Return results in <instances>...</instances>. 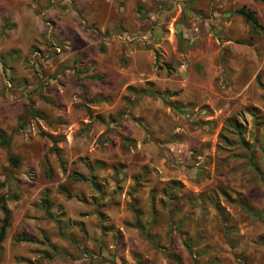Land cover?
I'll return each mask as SVG.
<instances>
[{
	"label": "rangeland",
	"instance_id": "374dc122",
	"mask_svg": "<svg viewBox=\"0 0 264 264\" xmlns=\"http://www.w3.org/2000/svg\"><path fill=\"white\" fill-rule=\"evenodd\" d=\"M249 2L45 0L80 34L46 22L0 60V264H264V33L232 13Z\"/></svg>",
	"mask_w": 264,
	"mask_h": 264
},
{
	"label": "crops",
	"instance_id": "0c3cea01",
	"mask_svg": "<svg viewBox=\"0 0 264 264\" xmlns=\"http://www.w3.org/2000/svg\"><path fill=\"white\" fill-rule=\"evenodd\" d=\"M250 2L255 5L253 0ZM250 2L249 8L256 13ZM44 3L45 0H0V55L4 54L0 60L3 58L10 60V56L14 57L19 50H24L33 44L45 34L46 22L49 24L54 41L63 40L69 46L72 44L73 36H79L80 22L72 10L64 9L61 13L50 9L44 10L41 7ZM64 30L67 34L66 39H62ZM247 30L249 33L248 26Z\"/></svg>",
	"mask_w": 264,
	"mask_h": 264
},
{
	"label": "trees",
	"instance_id": "16d2710c",
	"mask_svg": "<svg viewBox=\"0 0 264 264\" xmlns=\"http://www.w3.org/2000/svg\"><path fill=\"white\" fill-rule=\"evenodd\" d=\"M262 1V0H259ZM234 15H237L241 17L244 21V23L249 27V32H250V37L258 36L259 33L263 34L264 33V28L258 23L257 18H256V13L249 8L245 6H241L238 9H235L232 12ZM250 39V38H249ZM0 144L1 145H8V140L5 139L3 134L0 132ZM51 152H53L56 156H58V149L55 146L51 147ZM7 161L10 166L16 167L18 164V158L15 156L9 155L7 157ZM72 180L76 181H84V177L79 174H72L71 175ZM4 183L0 182V188H3ZM0 211L2 213V218L0 220L1 225H0V244L4 238L5 234V229L8 226V209L5 205V200L3 196H0ZM175 264H180V262L177 259H174Z\"/></svg>",
	"mask_w": 264,
	"mask_h": 264
}]
</instances>
